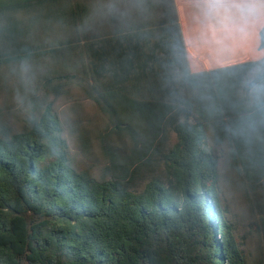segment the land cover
I'll list each match as a JSON object with an SVG mask.
<instances>
[{
    "label": "trees",
    "instance_id": "16d2710c",
    "mask_svg": "<svg viewBox=\"0 0 264 264\" xmlns=\"http://www.w3.org/2000/svg\"><path fill=\"white\" fill-rule=\"evenodd\" d=\"M258 50L199 73L193 101H161L138 71L132 98L100 110L33 96L18 129L0 105V264H264V29ZM224 164L247 203L241 239Z\"/></svg>",
    "mask_w": 264,
    "mask_h": 264
},
{
    "label": "crops",
    "instance_id": "0c3cea01",
    "mask_svg": "<svg viewBox=\"0 0 264 264\" xmlns=\"http://www.w3.org/2000/svg\"><path fill=\"white\" fill-rule=\"evenodd\" d=\"M262 29L260 0H0V99L100 110L145 71L147 93L193 101L199 73L260 57Z\"/></svg>",
    "mask_w": 264,
    "mask_h": 264
},
{
    "label": "rangeland",
    "instance_id": "374dc122",
    "mask_svg": "<svg viewBox=\"0 0 264 264\" xmlns=\"http://www.w3.org/2000/svg\"><path fill=\"white\" fill-rule=\"evenodd\" d=\"M40 94V91H39ZM1 100L0 99V105H4L5 102L8 103L9 107L13 110H11V119L12 122L15 123V127L16 128H21V125L18 121H21L22 117L29 112L28 108L30 109V101H11L9 100ZM64 102L61 103V105ZM60 107L57 109L58 114L61 118V120L65 123V122H69L68 120H70L73 116L72 114L69 112V110L67 111V106L66 104H64L63 107ZM84 105V104H83ZM86 106V105H84ZM96 126L98 127V129H100L103 126V122L101 119H99L96 122ZM171 142L175 143L176 142V137L175 135L171 136ZM71 147H73V144H70ZM221 174L223 175L222 178V190H223V196H224V201L226 202V204L228 205L230 212L232 215H234V217L236 218L237 222L239 223L237 228H238V232L236 233L237 239H241V237H243L248 229V225H249V221L250 220L248 218V211H247V203L243 197V192L242 189L239 187V185L237 184V177L236 175L231 172L229 170V167L227 165H223L220 169ZM245 244H244V248L246 250L247 253L251 254V257H255L256 256V243H255V239L252 237H247L245 238Z\"/></svg>",
    "mask_w": 264,
    "mask_h": 264
},
{
    "label": "clouds",
    "instance_id": "9594fccd",
    "mask_svg": "<svg viewBox=\"0 0 264 264\" xmlns=\"http://www.w3.org/2000/svg\"><path fill=\"white\" fill-rule=\"evenodd\" d=\"M261 4H264V0H260Z\"/></svg>",
    "mask_w": 264,
    "mask_h": 264
}]
</instances>
